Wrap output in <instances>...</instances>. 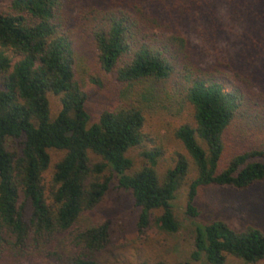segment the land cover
I'll use <instances>...</instances> for the list:
<instances>
[{
    "label": "trees",
    "instance_id": "16d2710c",
    "mask_svg": "<svg viewBox=\"0 0 264 264\" xmlns=\"http://www.w3.org/2000/svg\"><path fill=\"white\" fill-rule=\"evenodd\" d=\"M6 2L0 12V264H109L110 221L97 208L112 182L130 193L138 229L159 212L153 223L167 235L179 229L172 201L191 170L196 176L185 213L194 219L199 188L243 191L264 183V144L225 157L230 127L247 120L253 106L237 88L224 90L228 77L216 68L264 73V0ZM156 4L157 11L149 8ZM84 38L95 69L135 97L93 124L83 81L99 87L103 81L84 66L77 50ZM204 51L218 58L201 67L192 54ZM160 84L168 97L191 106L194 122L173 130L191 162L179 157L162 175L158 149L143 152L146 162L134 170L127 156L144 142L142 108L165 94ZM50 94L60 102L55 116ZM50 150L62 156L46 183ZM228 256L264 261V233L222 220L194 222L190 260L179 264H226Z\"/></svg>",
    "mask_w": 264,
    "mask_h": 264
},
{
    "label": "rangeland",
    "instance_id": "374dc122",
    "mask_svg": "<svg viewBox=\"0 0 264 264\" xmlns=\"http://www.w3.org/2000/svg\"><path fill=\"white\" fill-rule=\"evenodd\" d=\"M6 3V0H0V12L6 7ZM159 6L160 4H156L149 8L157 11L161 8ZM163 19L166 21L167 17L164 15ZM197 37L198 34H194V38ZM194 40L192 47L197 42V39ZM89 45L84 38L80 41L77 50L84 58V66L89 74L103 81L100 87L89 83L88 79L83 81L88 93L86 111L90 117L89 124H93L98 121L103 111L117 109L133 101L135 97L131 91L132 88L121 86L110 76H104L95 69L94 52ZM192 56L195 63L201 67L210 66V63H213L216 57L218 58L216 55H209L207 51L201 54L194 52ZM216 68L221 69L222 73L228 77L224 83V90L231 91L237 88L243 95L244 102L248 105L252 103L251 106H253L252 111L248 112V119L236 120L227 133L225 157L229 158L238 152L258 148L264 144V76L262 75L264 73L261 69L260 73L250 70L252 74L241 67H234L233 70ZM234 70H238L239 78ZM159 88H164L165 94L161 90L157 100L142 108L145 116L144 142L141 146L131 149L127 156L131 159L134 170L145 164L143 152L158 149L161 153L157 158L156 169L162 175L175 166L179 157H184L191 162L179 141L174 138L173 130L183 124L193 125L194 122L191 106L181 102V99L176 96L168 97L167 89L163 84H160ZM48 100L51 115L55 116L60 110L59 98L50 94ZM49 154L51 164L45 176L46 183L62 152L50 150ZM90 158L93 162L98 161L94 156ZM195 176L194 170H191L172 201L179 229L171 235L159 232L154 225L153 220L159 212L152 214L146 229H138L139 210L135 207L130 193L118 189L116 182L111 183L108 193L97 208L98 215L110 221L109 264H156L158 262L179 264L189 261L193 248L194 222L205 224L212 220H222L237 230L252 226L264 233V183L256 184L243 191L218 186L199 188L194 205L200 212V216L194 219L189 218L185 212L188 188ZM226 264L245 263L228 256ZM256 264H264V261Z\"/></svg>",
    "mask_w": 264,
    "mask_h": 264
}]
</instances>
